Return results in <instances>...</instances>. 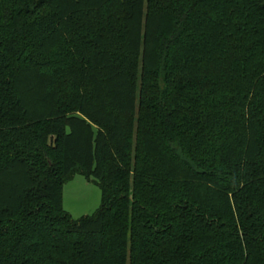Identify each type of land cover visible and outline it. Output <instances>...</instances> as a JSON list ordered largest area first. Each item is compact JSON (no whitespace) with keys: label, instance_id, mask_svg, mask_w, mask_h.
<instances>
[{"label":"trees","instance_id":"1","mask_svg":"<svg viewBox=\"0 0 264 264\" xmlns=\"http://www.w3.org/2000/svg\"><path fill=\"white\" fill-rule=\"evenodd\" d=\"M0 264H264V0H0Z\"/></svg>","mask_w":264,"mask_h":264},{"label":"rangeland","instance_id":"2","mask_svg":"<svg viewBox=\"0 0 264 264\" xmlns=\"http://www.w3.org/2000/svg\"><path fill=\"white\" fill-rule=\"evenodd\" d=\"M102 203L100 187L82 175H75L64 187V208L74 219L94 214Z\"/></svg>","mask_w":264,"mask_h":264}]
</instances>
